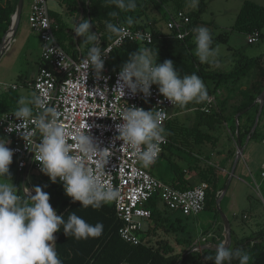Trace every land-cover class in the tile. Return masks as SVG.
Segmentation results:
<instances>
[{"label":"clouds","instance_id":"9594fccd","mask_svg":"<svg viewBox=\"0 0 264 264\" xmlns=\"http://www.w3.org/2000/svg\"><path fill=\"white\" fill-rule=\"evenodd\" d=\"M186 3L191 8H197L199 0H186ZM103 6L115 9L108 13L109 18L104 21L106 39L119 43L135 23L132 16H126L120 22V14L135 12L138 0H103ZM76 21L72 23V31L83 38L87 46V55L82 60L88 70L85 75L87 77L92 70L100 79L106 57L99 45L100 38L91 31L93 22L82 18H79V23ZM192 31L194 54L199 62L219 67L220 48L218 45L213 47L210 30L200 26ZM157 55L149 47H140L131 53L119 71L116 91L123 96L127 90L133 96L142 94L148 98L155 85L160 95L181 109L209 100L206 85L198 75L181 76L172 60L158 63ZM60 56L63 61L65 57ZM0 87L7 88L9 85ZM11 115L21 123H9L6 131L22 135L29 150L34 152L40 171L52 183L59 181L65 195L73 203L99 209L120 198L118 189L107 187L102 181L110 150L99 147L90 135L89 127L69 131L61 113L49 103L47 94L33 91L20 98ZM166 119L167 111L159 107L146 111L128 105L120 113L119 120L122 122L116 125V139L123 142L122 147L129 149L143 168L151 167L161 152V144L168 135L163 126ZM29 123L34 125L39 142L33 139V130H25V125ZM9 143V140L0 137V264H62L55 250L54 236L60 232L61 226L65 236L71 234L77 240H86L101 236L103 224H89L74 212L69 213L65 220V216L58 215L53 209L50 195L40 186L31 190L34 195L28 191L21 198L11 182L9 169L14 152L8 147ZM89 162H94L95 167ZM206 259L214 264H231L233 260H238V264H250L252 258L242 249H233L221 242L216 246L215 255Z\"/></svg>","mask_w":264,"mask_h":264},{"label":"trees","instance_id":"16d2710c","mask_svg":"<svg viewBox=\"0 0 264 264\" xmlns=\"http://www.w3.org/2000/svg\"><path fill=\"white\" fill-rule=\"evenodd\" d=\"M53 1L63 10L62 14L52 10L49 11V15L53 20V34L59 46L71 58L78 60L79 57L87 55V46L83 43V38L77 37L72 31V23L78 20L81 15L82 19H88L90 23L93 22L94 25L91 31L94 34H98L100 38L99 45L102 49L111 42L106 39L107 34L105 32L104 21L109 18L108 13L115 9L103 6V0ZM163 2L164 0H138V7L135 12L121 13L119 18L120 22H123L126 16H132L135 23L130 28L148 29L152 33V43L144 47H149L158 54V63H162L165 60H172L181 76L195 73L203 82L211 80L215 82L216 85L238 82L241 78L246 76L248 72L252 70L257 72L256 79L252 81L248 88L240 92L241 102L236 107L232 116L225 117L224 110L221 108H219L218 111L214 108L210 113H204L200 108L195 110L193 123L190 127H183L177 118L169 119L164 125L168 132L166 137L168 144L164 148V151L172 148H178L179 150L184 148V150L190 153V148L194 145L205 143L214 144V138L208 132L222 125L227 127L230 134H235L237 132L236 141L241 143L244 138L250 134L258 110L257 108L254 109L253 103L264 89V52L257 57L245 59L244 62L236 65L233 70L228 73L207 72L206 68H204L199 60L193 57L192 54H190L189 57L193 66L192 68L186 66L179 55V51L182 50L183 53L186 51L189 52V50L194 47L189 44V38L183 42L174 38L166 39L165 35L158 30H154L152 25H148V21L142 25L137 23V21L147 15L146 12L149 5H152L153 8H159L162 6ZM16 3L17 0H0V42L10 25V16L15 12ZM205 8L204 2L200 1L198 7L191 11L185 12L180 7L176 9V11L184 12L191 19L192 25H197ZM263 27L264 7L250 0H244L236 15L231 30L245 35L257 32L259 33L260 40H264V35L262 34ZM216 40L218 42H225L227 40V35L220 34ZM76 47H81L82 50ZM140 47L142 46L136 43L125 42L119 49L112 53L107 63L109 70L113 73L119 71L129 55L137 51ZM44 67L50 69L48 65H44ZM18 100L19 95L16 90L9 89L1 92L0 115L12 112V110L16 108ZM262 110H264V105ZM239 113L243 114L237 118L238 126L236 127L234 117ZM241 121L247 122L245 129L240 125ZM227 138L231 140L230 136H227ZM258 138V131L256 129L251 134L250 141H254ZM164 151L160 157L164 156ZM228 152L230 157H233L234 150ZM180 158L182 159V157ZM15 160L16 159L13 157L10 168L13 166ZM169 167L173 173V178L167 182L168 184L179 190H187L193 187V185L189 184L185 174V170H190L192 168L190 165L181 167L176 161L171 160L169 162ZM38 174L46 185L45 192L50 195L49 202L58 215L65 216L64 218L67 220V215L74 212L89 224H103L101 236L86 240H77L71 234L65 236L63 233V226H61L60 232L55 233L54 236L55 250L62 264H179L180 261H182L181 264H184L188 256L191 258L189 264H214L213 261L207 260L206 257L214 256L216 249H207L202 252L196 251L186 256V254L194 248L193 242H190L186 247L183 246L182 248L181 242H185L186 245L187 239L174 236L171 239L168 236L165 226L173 229V224L167 223L164 225L169 219V216L166 214L168 210L164 208L166 209L165 212L160 211L156 201L151 200L146 204V207L151 211L150 220H152L153 225H148V227L141 232V234H143L141 236V243L137 246H133L124 243L120 239L118 229L121 226V222L117 219L112 204H105L99 209L81 207L79 202L73 203L72 200L65 195L63 185L59 181H57V183H52L42 172ZM197 177L199 183L204 182L208 186L205 191L204 209L213 211L217 217L218 214L215 210V201L217 199V193L222 190V187H217L215 168L209 165L200 168L198 169ZM17 193L21 198L26 196L23 192ZM31 194L34 195V192H31ZM160 230L165 235L159 233ZM219 236L221 242L223 236ZM231 248L242 249L244 252L249 253L252 258L250 264H264V230H260L248 237L234 239ZM231 264H238V260H233Z\"/></svg>","mask_w":264,"mask_h":264},{"label":"built area","instance_id":"2783aa9c","mask_svg":"<svg viewBox=\"0 0 264 264\" xmlns=\"http://www.w3.org/2000/svg\"><path fill=\"white\" fill-rule=\"evenodd\" d=\"M48 2L49 0H29L28 2V26L41 44L40 66L30 86L32 91L47 94L49 103L61 113V119L69 131H74L78 127H89L90 135L99 147L110 150L102 181L107 187L118 189L121 194L119 199L110 203L114 206L116 217L121 222L118 229L120 239L133 246L141 243V232L145 229L143 224L151 218V211L146 207L151 200L162 204L170 212L197 216L205 207V191L208 187L206 183L200 182L187 190L176 189L153 176L148 170L150 167L143 168L131 151L122 147L123 142L116 139L118 135L116 125L122 122L119 120L120 113L128 105L143 108L146 111L157 107L165 109L168 119L164 121L163 126L171 119V111L178 107L160 95L155 85L152 86V94L148 98L142 94L133 96L127 90L123 96L116 91L120 70L113 73L107 65L112 53L125 42L136 43L142 47L151 44L152 33L147 29L129 28L128 34L122 41L119 43L111 41L103 48V54L106 57H104L101 78L97 79L92 70H89L86 77L85 73L88 70L82 64L86 56L75 60L57 43L53 34V20L49 15ZM196 27L197 25H192L191 19L184 12H166L167 33L163 35L166 39L174 38L183 42L194 36L192 30ZM246 37L249 45L260 41L257 32ZM60 55L65 57L63 61ZM44 65H48L50 69ZM9 89L15 90L17 87L6 88V90ZM215 107V98L209 96V100L204 102L201 111L210 113ZM11 114L12 112H7L0 115V119H4L0 120V136L10 141L9 148L14 152L13 157L17 161L18 173L30 167L39 173L40 165L34 160V152L29 150L22 135L6 131L9 123H21ZM25 130H33V139L39 142V136L33 124H26ZM167 144L166 139L161 144V152L157 160ZM89 163L95 167L94 162ZM260 177L264 180V166L261 168Z\"/></svg>","mask_w":264,"mask_h":264},{"label":"rangeland","instance_id":"374dc122","mask_svg":"<svg viewBox=\"0 0 264 264\" xmlns=\"http://www.w3.org/2000/svg\"><path fill=\"white\" fill-rule=\"evenodd\" d=\"M200 1L204 2L206 8L200 17V21L198 22L197 27L202 26L208 28L213 36V47H216L218 45L220 48V55L218 57L219 67L202 64V66L206 68L207 72L228 73L233 70L236 65L244 62L245 59L257 57L264 52V40H260L256 44L249 45L247 44V37L245 34L231 30L236 15L244 0H199V2ZM250 1L264 7V0ZM51 4L52 3L49 0L48 6L50 10L52 8ZM169 5L171 6L170 8H173L174 6L173 4ZM152 9L153 10L150 16L155 15L154 13H156L157 19L160 23L159 26L165 30L166 16H163V10L160 7L153 8V6ZM192 9L194 8L189 7L187 4L185 5L186 11ZM27 17L28 0H23V9L17 31L8 47L0 56V85L8 84L9 86H11L15 84L18 87L17 93L20 98L26 97L29 95V93L33 92L32 89L27 86V83H31L34 77L36 62L37 60H39L38 53L41 45L38 37L34 35L29 29ZM220 34L227 35V40L225 42H218L216 40V38ZM262 34L264 35V27L262 29ZM194 50L195 46L191 48L189 52H187L186 50L185 53H183L182 50L179 51V55L181 56L183 63L191 68L193 64L190 61L189 55L192 54L193 57L198 60V58L194 54ZM256 73L257 72L255 70H252L238 82H228L227 84L216 85L215 82L206 80L204 83L206 85L208 95L213 96L216 101L215 110L218 111L219 108H221L224 110L225 117L232 116L236 107L241 102L240 92L248 88L252 81L256 79ZM5 90L6 88L0 87V92H4ZM256 100L253 103V106L255 107L254 109L259 108ZM202 105L203 103L189 104L185 107L187 108L186 113L179 116V120L187 124H192L193 118L195 116V110L200 109ZM185 108L181 109L179 107L178 110H184ZM240 125L243 127V129H245L247 126V122L241 121ZM256 129L258 131L259 138L254 141H250V138L248 139V142H250L249 147L253 149H251V156L249 158L250 160H254L250 162L252 167L251 169L253 170L252 180L254 181L250 179L247 180L248 185L245 186V188H241L237 193V198L235 201L237 217L234 218L231 215H228L233 226L236 222L239 227H242V229L248 232V234L246 235H250V230L255 229L256 225L264 227V180L261 179V169L259 170L261 164L260 161L261 159L264 160V110H262L260 113L255 130ZM213 135L216 138V141L213 145L215 154L214 156L207 155V158L216 166H220V162L222 160L220 155L224 153L228 146H232L231 150H234V153L236 152L234 149H237L236 134H230L227 127L225 125H222L215 129ZM227 136L231 137V142L227 138ZM247 138L248 135L240 143L241 146L246 143ZM245 154H247V152ZM179 156H181L182 159H174L173 156L168 155L166 152L163 157H160L155 167L157 171H153L155 177L166 183L173 178V173L171 172L169 167V162L171 160L176 161L181 167L188 164L192 165L196 161L195 158L186 154L185 152V157L183 160V149L179 150ZM9 171L11 182L13 186L17 188V192H23L24 190L31 192V190L35 186H40L45 191L46 185L42 181L38 172L35 171L33 167H30L28 170H24L22 173H18L17 161L15 160L13 166ZM190 175L188 174L187 176L189 182L192 181ZM218 183H221L220 180L217 181V184ZM198 184L192 183L193 186H196ZM224 186L225 183L222 184V189ZM221 207L223 211L226 212L224 201ZM158 208L162 212L166 211L162 204H158ZM166 214L169 216V219L164 223V225L169 223L173 224L174 227L173 229H170L165 226V228H167L166 233L168 234V236L171 239L173 236L181 239H187L186 245L185 242H181L182 248L183 246L186 247L190 242H195L194 247L210 245L212 250L215 249V247H213L214 245L217 246L219 243H221L219 234L222 233L221 228H223V224L220 217L218 215L216 217L213 211L204 209L197 216H183V214L180 212L169 211H167ZM243 216H245V218H243ZM148 225H153L152 220H148L147 222H145L143 224V227L147 228ZM159 233L165 235L161 232V230L159 231ZM142 235L143 234H141V236ZM197 238L201 239L197 240ZM234 239L235 238H233L232 243ZM232 243L230 247H232ZM193 252H189L188 254H186V256L192 254ZM190 260L191 258L190 256H188L184 264H189Z\"/></svg>","mask_w":264,"mask_h":264},{"label":"crops","instance_id":"0c3cea01","mask_svg":"<svg viewBox=\"0 0 264 264\" xmlns=\"http://www.w3.org/2000/svg\"><path fill=\"white\" fill-rule=\"evenodd\" d=\"M50 1L52 3L51 4V7H52L51 10L54 11V12H57L59 14H62L63 13L62 8L57 3H55L53 0H50ZM28 2H29V0H28ZM169 4H173L174 5L173 8H170L171 6ZM186 4H187L186 0H164V2L162 3V6L160 8L163 10V14H164L163 16H166V12H175L176 9H178L179 7L182 8L183 11L187 12L185 10V5ZM152 10H153L152 9V5L151 6L149 5L148 8H147V12H146L147 15L145 17H143L142 19H140L139 21H137V23L142 25V24H144V23H146L148 21V23H149L148 25H152L154 30H158L162 34H166L167 33L166 29L164 30V29H162V27L159 26L160 23H159V21L157 19L156 13H154L155 15L150 16ZM189 11H191V10H189ZM165 21H166V19H165ZM189 44L191 46H195L194 36L190 39ZM76 48L79 49V50H82L81 47L80 48L76 47ZM38 59L39 60H37V62H36L35 74H34L33 79L35 78V76L37 74V71H38V68L40 66V50H39V53H38ZM33 79H32V81H33ZM31 83L30 82L27 83V86L30 87V89H31V86H30ZM11 86H16V85L13 84ZM15 90L17 92L18 87ZM5 91H7V90H5ZM19 99H20V97H19ZM178 108H179V106L176 109L171 111V118H177L178 121L181 122L179 120L180 119L179 116H181L182 114L186 113L187 108H185L184 110H178ZM181 124L183 125V127H190L192 125V124H187L185 122H181ZM214 132H215V130H213L211 132H208V133L214 138V143H215L216 138L213 135ZM0 137H2V136H0ZM230 142H231V140H230ZM213 145L214 144H206V143L205 144H200V145H194V146H192L190 148V150H191L190 153L188 151L184 150V148H183V160H184V157H185L184 156V152L186 154L192 156L196 160L194 164L190 165L192 167L190 170H185L186 178H187L188 174L189 175L191 174L190 178H191L192 181L191 182L188 181L190 185H192V183H196V184L199 183V180H198V177H197L198 169L203 168V167H205L207 165L212 166V167L215 168V176H216V178L218 177V179L221 182L220 184L219 183L217 184L218 188L222 187V184L226 183L228 175H229L230 170H231V167L233 165V160H234V156H235L236 152L234 153L233 157H230V155L228 154L229 153L228 151L231 150L232 146H228V148L224 151V153L220 155L221 159H222L221 162H220V166H216L213 162L209 161L208 158H207V155L214 156V154H215V149H213L214 148ZM244 145H245V147L243 149L241 158L238 161V163H237V165L235 167L234 173H233V175L231 177V181H230L227 193H226V195L224 196V198H223V200L221 202V205H222L223 201L225 202L226 212L223 211L222 207H221V210H222L223 214L226 216V218H227V220H228V222L230 224L231 231H232V236L235 239L248 237V236H251V235L255 234L256 232H258L260 230H264V227H260L259 225H256L255 229L250 230V235H246V234H248V232H246L244 229H242V227H239V225L236 222L234 223V226H233V224L231 223V221L229 219V216H228V215H231L234 218L237 217L236 208H235V201H236V198H237V193H238V191L241 188H245V186L248 185V181L247 180H249V179L252 180L253 179V170L251 169L252 167H251V163L250 162L254 161V160H250V158H249L251 156V149L252 148L249 147L250 142H248L247 144L245 143ZM8 147H9V145H8ZM233 148H234V146H233ZM234 149H235V151L237 150L236 148H234ZM166 152H167L168 155H171L174 158L181 159L180 158L181 156H179V149L178 148L167 149V150L164 151V155L166 154ZM246 152H247V154H245ZM217 153H219V152H217ZM157 161L149 168V172L152 175H154L153 171L156 170L155 167H156ZM260 162H261V164H260L259 170L262 168V166H264V160L261 159ZM188 165H186V166H188ZM186 166H183V167H186ZM218 179H217V181H219ZM252 181H254V180H252ZM225 199H226V201H225ZM108 204H110V203H108ZM243 218H245V216H243ZM222 233H223V238H224L223 228H222ZM222 233L219 234V235L222 236ZM200 239L201 238H197V240H200ZM193 244H195V242H193Z\"/></svg>","mask_w":264,"mask_h":264},{"label":"water","instance_id":"95a60500","mask_svg":"<svg viewBox=\"0 0 264 264\" xmlns=\"http://www.w3.org/2000/svg\"><path fill=\"white\" fill-rule=\"evenodd\" d=\"M22 9H23V0H17L16 7H15V12H14V14H12L10 16V25H9L7 31L5 32V34L3 35L2 39H1V42H0V56L5 51V49L8 47V45L12 41V39H13V37H14L16 31H17V28H18V25H19V22H20V19H21ZM80 18H82V15L80 16ZM78 22H79V20L77 21V23ZM256 103L258 104L259 108H258L257 114L255 116V121H254V124H253V126L251 128L250 134L248 135V138L246 140V144H247L248 139L250 138L251 134L255 131V128H256L258 120H259L260 113H261L263 105H264V89L262 90L261 94L257 97ZM241 114L242 113H239L235 117V125H236V127L238 126L237 118ZM235 134L237 136V132ZM244 147H245V145L241 146L240 142H237V150H236V153H235V156H234L233 165L231 167V170H230V173L228 175V178H227V181L225 183V186L219 192V195L217 196V199L215 201V210H216V212H217L218 216L220 217V219L222 221V224H223L224 238H223L222 242H225L226 245L229 246V247H230V245L232 243L233 236H232V231H231L230 224H229L226 216L223 214V212L221 210V202H222L224 196L227 193V190L229 188V184H230V181H231V177H232V175L234 173V170H235V167H236L238 161L241 158V155H242ZM26 170H28V168ZM23 193L25 195L27 194L25 192V190L23 191ZM213 247H215V249H216V245H214ZM193 249H199V251H203V250L211 249V246L210 245L197 246V247L192 248V250L190 252H193ZM181 263H182V261H180L179 264H181Z\"/></svg>","mask_w":264,"mask_h":264},{"label":"bare ground","instance_id":"6f19581e","mask_svg":"<svg viewBox=\"0 0 264 264\" xmlns=\"http://www.w3.org/2000/svg\"><path fill=\"white\" fill-rule=\"evenodd\" d=\"M14 19V18H13ZM26 192V191H25ZM26 193H28V192H26Z\"/></svg>","mask_w":264,"mask_h":264}]
</instances>
